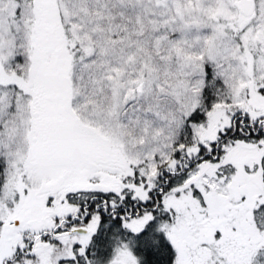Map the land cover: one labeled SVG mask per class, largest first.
<instances>
[{
	"label": "snow or ice",
	"instance_id": "1",
	"mask_svg": "<svg viewBox=\"0 0 264 264\" xmlns=\"http://www.w3.org/2000/svg\"><path fill=\"white\" fill-rule=\"evenodd\" d=\"M0 264H264V0H0Z\"/></svg>",
	"mask_w": 264,
	"mask_h": 264
}]
</instances>
